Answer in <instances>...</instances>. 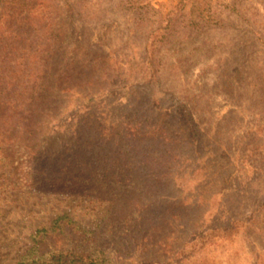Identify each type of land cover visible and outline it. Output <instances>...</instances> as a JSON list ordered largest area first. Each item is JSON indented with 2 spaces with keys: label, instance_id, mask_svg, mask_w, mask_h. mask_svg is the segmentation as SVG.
<instances>
[{
  "label": "rangeland",
  "instance_id": "obj_1",
  "mask_svg": "<svg viewBox=\"0 0 264 264\" xmlns=\"http://www.w3.org/2000/svg\"><path fill=\"white\" fill-rule=\"evenodd\" d=\"M33 3L31 10L48 14L92 54L85 80L55 89L54 101L41 110L52 136L46 142L50 151L70 145L81 127L116 139L136 129L146 134L166 131L180 141L174 131L183 130L163 123L181 104L196 109L202 124L199 147L183 140L179 166L166 177L169 195L158 197L168 206L161 223L137 237L124 253L114 254L116 264H264V112L252 103L254 77L259 69L264 71V54L258 52L264 47V0H200L188 5L194 19L209 10L218 22L190 36L175 34L174 42L157 51L160 61L153 76L142 61L145 47L161 38L159 31L151 32L166 24L163 19L175 11L177 0ZM131 4L139 10L147 5L150 17L134 13ZM137 106L153 124L143 127L146 116H135ZM25 172L0 162V264H16L31 231L57 213L69 211L92 227L109 206L98 198L37 190L25 180H36L38 171ZM150 201L145 197L136 205ZM226 218L242 223L234 241L177 254L195 231Z\"/></svg>",
  "mask_w": 264,
  "mask_h": 264
},
{
  "label": "trees",
  "instance_id": "obj_2",
  "mask_svg": "<svg viewBox=\"0 0 264 264\" xmlns=\"http://www.w3.org/2000/svg\"><path fill=\"white\" fill-rule=\"evenodd\" d=\"M197 1L177 0L175 11L163 19L166 24L151 32L159 31L161 38L148 41L145 47L142 61L149 75L158 71L157 51L174 42L175 34L190 36L218 22L217 14L209 10L195 19L190 16L187 7ZM33 4V0H0V162L30 174L37 170L36 180H25L37 190L98 198L109 206L92 227L81 224L69 211L57 213L31 231L16 264H116L114 254L124 253L137 237L161 223L168 206L158 197L169 195L166 177L179 166L183 140L199 147L202 124L196 109L181 104L167 113L163 123L183 130L182 134L174 131L180 141L166 131L146 134L136 129L135 134L116 139L81 127L70 145L50 151L46 142L52 136L41 110L54 101L55 89L85 80L92 70V54L53 24L48 14L31 10ZM130 6L143 18L149 16L147 5L141 10ZM260 48L258 52L264 54V47ZM259 70L252 103L264 112V71ZM133 111L135 116L145 114L143 127L154 123H149L146 110L137 106ZM145 197H150L149 204L136 205ZM241 227L238 218H226L195 231L177 254L234 241Z\"/></svg>",
  "mask_w": 264,
  "mask_h": 264
}]
</instances>
